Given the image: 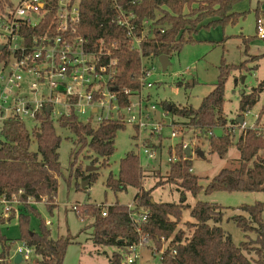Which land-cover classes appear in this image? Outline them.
Wrapping results in <instances>:
<instances>
[{
	"label": "trees",
	"instance_id": "1",
	"mask_svg": "<svg viewBox=\"0 0 264 264\" xmlns=\"http://www.w3.org/2000/svg\"><path fill=\"white\" fill-rule=\"evenodd\" d=\"M243 0H119L123 9L136 14L135 21L141 24L150 19L158 28L154 36L144 39L143 54L145 57H158L180 52L185 42H193L192 35L201 26L210 27L221 24H236L246 11H234L235 5ZM188 6L189 12L185 13ZM118 10L113 0H82L80 34L92 45L104 44L113 48L121 47L118 53L119 74L118 86L135 89L139 87L141 73V57L136 50L129 46L127 30L117 22ZM258 16V15H257ZM259 19V17H257ZM208 20L207 24H203ZM164 30V31H162ZM243 37V36H242ZM248 52V43L252 38L243 37ZM1 53V47H0ZM258 56H252L256 60ZM245 66H224L214 89L203 98L200 106L171 105L170 113L183 118L184 123L194 128L209 141L211 153L220 157L226 156L231 146L236 145L240 153L238 168H223L210 179L206 193L214 191H264V135L256 129H245L235 140L231 131L238 125L237 119L229 120L224 111L225 84L231 71ZM264 82L255 87L249 94L240 98L239 117L252 110L258 102ZM168 110V109H167ZM263 109L261 110V114ZM57 126L68 128L77 136L80 152L88 147L90 151L104 158L102 165H107L108 158L115 151V137L119 129L125 125L117 122H104L100 125L83 123L76 119L54 122L44 120L39 131L29 128L26 123L10 120L2 131V149H0V192L9 195L23 189V200L32 197L35 201L48 198V207H54L53 197H56L59 187L58 177L61 174L59 147L61 137L57 134ZM221 129L222 135H208L210 130ZM36 142L37 150L31 149ZM182 140L169 147L177 160L172 162L168 176L158 180L156 186L175 183L182 189L183 194L190 192L197 196L203 189L199 178L191 171V158H185ZM199 149V147H196ZM98 158H94V161ZM82 173V168H77ZM156 174L160 176V171ZM145 169L140 157L135 151L128 152L120 161L119 174H110L107 186L114 191H123L128 186L138 189L134 203L137 209L149 211L148 220L143 225V232L149 236L158 249H166L160 258L161 264H264V203L240 207L244 214L234 215L231 219L244 232H254L255 238L248 234L247 240L236 245L231 236L221 226L224 218V208L219 204L198 201L193 206L188 205L184 198L179 202L152 201V188L143 185ZM97 178V173H90L85 180ZM87 187H85L86 189ZM77 204L76 213L82 218L85 215L94 218L92 240L98 245H116L123 251L139 239L137 225L130 217L128 205L120 203L96 206ZM29 211H33L26 203ZM191 209L194 221H187L185 226L191 231L179 227L183 212ZM106 211V215H103ZM15 216V215H12ZM11 216V217H12ZM10 217V218H11ZM29 216L20 215L23 240L35 250L40 264H63L69 245L70 236L51 237V231L41 225V234L28 230ZM0 243L3 252L0 254V264H15L10 259L13 241L2 236ZM122 253L115 252L111 264H120Z\"/></svg>",
	"mask_w": 264,
	"mask_h": 264
},
{
	"label": "rangeland",
	"instance_id": "2",
	"mask_svg": "<svg viewBox=\"0 0 264 264\" xmlns=\"http://www.w3.org/2000/svg\"><path fill=\"white\" fill-rule=\"evenodd\" d=\"M11 4L18 5L22 0H9ZM248 0H243L235 5L238 12L246 11L245 16L241 17L236 24H221L210 27L201 26L192 35L193 42H185L180 52L174 53L170 57V65L163 71L159 57H143L142 65L150 69L151 75L148 80L153 87L145 90L151 96L156 105L153 113V120L163 125L162 135H152L150 129L143 130L141 134L132 126L127 124L125 128L119 129L115 137V151L108 158L107 165L103 166L104 158L90 151L88 147L80 152L77 144V136L68 128L58 127L57 134L61 137L59 147V159L61 163V174L58 177L59 187L54 207L50 209L45 203L30 204L33 211H29L25 206L22 211L10 219L0 224L2 236L13 241L11 255L22 244V229L20 215L29 216L28 230L41 234V225L47 220L52 222L47 226L51 231V237L57 239L61 236H70L72 243L69 245L63 264H111L110 258L115 252L122 253L120 264H128V259L132 255L123 251L116 245H98L92 240L94 218L85 215L80 217L73 209L72 205L96 206L120 203L129 205L134 203L138 189L128 186L123 191H114L107 186L110 174L115 177L119 174L120 161L130 151H135L139 157L145 176L143 185L146 189L152 188V196L155 201L179 202L184 198L188 205L193 206L198 201L219 204L224 208V218L221 226L229 234L236 245L246 241L247 234L253 239L256 237L254 232H244L231 219L234 215L248 214L240 207L254 205L257 202L264 203V191H214L206 193L211 178L217 175L223 168H238L240 166V153L236 145L231 146L224 157L216 153H211L209 141L200 137L198 133L188 131L184 134V139L190 141L191 161L193 173L199 178V184L203 189L197 196L190 192L183 194L182 189L175 183H166L156 186L158 180H164L168 176L170 168L169 147L174 146L182 140V134L177 137H170L172 126L171 122H184L183 118L167 112L168 105L192 106L198 108L210 92L213 91L215 84L219 80L221 70L224 66L240 65L245 66L230 72L225 84V103L224 111L226 117L231 121L239 117V104L242 95L249 94L253 89L264 82V40L252 38L246 43L241 37V31L247 36H253L255 30V19L248 11ZM189 12L188 6L185 13ZM208 20L203 24H207ZM252 56H258L256 60H251ZM263 113L261 114V110ZM264 114V89L260 92L258 102L244 115L248 127L256 125L257 115ZM264 117L261 119V122ZM27 126L33 127V123L28 121ZM235 140L239 136L241 129L234 125ZM140 134V135H139ZM138 137L136 138V136ZM154 149V158L147 157L143 150L147 147ZM199 147L204 152V156L198 154ZM33 151L37 150L36 142L31 146ZM98 161H94V158ZM82 168V173H77V168ZM92 168L88 171L87 168ZM160 171V176L156 174ZM97 173V178L90 181L87 188H82L85 177L90 173ZM79 206V207H80ZM191 209L183 212L182 221L179 227L185 229L190 235L191 231L185 226L187 221H194L190 213ZM163 245H165L163 243ZM157 247V246H156ZM163 247V246H162ZM3 248L0 243V254ZM160 255H154L150 247H143L140 250V258L137 264H161ZM39 257L34 253L31 260L22 261L19 264H40Z\"/></svg>",
	"mask_w": 264,
	"mask_h": 264
},
{
	"label": "built area",
	"instance_id": "3",
	"mask_svg": "<svg viewBox=\"0 0 264 264\" xmlns=\"http://www.w3.org/2000/svg\"><path fill=\"white\" fill-rule=\"evenodd\" d=\"M81 1L22 0L13 5L9 0H0V47H3L0 53V143L3 128L10 120L26 125L30 121L33 123L31 129L36 131L44 120L56 125L69 119L94 125L117 122L125 126L131 124L140 134L150 129L152 135H162L164 124L153 120L156 105L144 92L153 87L148 80L151 71L142 65L145 57L142 43L154 36L158 26L150 19L138 24L135 13L126 12L119 0H113L118 10L117 22L126 28L129 46L139 53L142 66L139 87H119L117 56L123 48L92 45L80 34ZM256 35L264 40V20L261 18L256 20ZM263 117L264 114L257 115L253 127H248L245 119L238 126L241 131L252 128L264 135ZM171 126L170 137L182 134L183 149H191L193 145L184 139V134L194 132V128L175 121L171 122ZM235 128L231 129L233 133ZM213 134L216 135V130L208 132L209 136ZM149 145L147 141L143 152L147 157L154 158L155 150ZM191 152L192 149L190 156L185 155V158H191ZM169 160L170 163L177 160L174 152ZM23 193V189L11 195L0 192V224L22 211L26 203L49 202L48 198L38 202L32 197L23 200ZM72 207L76 209L77 204ZM128 208L137 225L139 239L129 246L128 252L132 257L127 263L137 264L143 247H150L154 255L162 257L166 249L165 239L162 238L165 245L158 249L143 232L149 211L137 209L135 203L129 204ZM106 214L103 211V215ZM51 224L50 220L45 222L46 226ZM34 253V248L22 240L10 259L14 263L15 256L21 254L22 261H27Z\"/></svg>",
	"mask_w": 264,
	"mask_h": 264
},
{
	"label": "water",
	"instance_id": "4",
	"mask_svg": "<svg viewBox=\"0 0 264 264\" xmlns=\"http://www.w3.org/2000/svg\"><path fill=\"white\" fill-rule=\"evenodd\" d=\"M1 49H3V47H1ZM159 60H160V63L162 65L163 71H166V69L170 65V57L168 55H160L159 56ZM167 109H168L167 111H170L171 105H168ZM237 121H238L239 124H243L244 123V116L238 117L237 118ZM222 133H223V131L221 129H216V134L218 136L222 135ZM0 149H2V143H0ZM190 150H191L190 147H187L186 148L185 153H186L187 156H190ZM198 154L200 156H204V152L202 150H200V149L198 150ZM87 170L88 171H92L93 169L89 167V168H87ZM88 184H89V180L84 181L82 183V188L87 187ZM152 201L154 202V199H152ZM21 262H22V255L21 254H17L15 256V258H14V263L15 264H19Z\"/></svg>",
	"mask_w": 264,
	"mask_h": 264
},
{
	"label": "crops",
	"instance_id": "5",
	"mask_svg": "<svg viewBox=\"0 0 264 264\" xmlns=\"http://www.w3.org/2000/svg\"><path fill=\"white\" fill-rule=\"evenodd\" d=\"M249 9L248 11L251 13V15H253V18L255 19V30H256V20L257 17L261 18L264 20V0H248L247 2ZM234 11H237L234 7ZM258 15V16H257ZM241 37H245V38H250V36H247L246 34H244V32L241 31ZM251 38H257L256 32L253 36H251ZM261 40V39H259ZM254 41V40H253ZM251 40V42H253Z\"/></svg>",
	"mask_w": 264,
	"mask_h": 264
}]
</instances>
